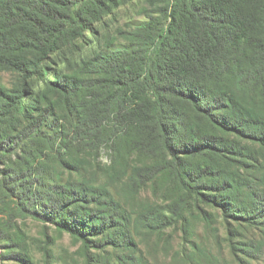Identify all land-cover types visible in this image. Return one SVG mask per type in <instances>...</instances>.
Returning a JSON list of instances; mask_svg holds the SVG:
<instances>
[{
  "label": "trees",
  "instance_id": "obj_1",
  "mask_svg": "<svg viewBox=\"0 0 264 264\" xmlns=\"http://www.w3.org/2000/svg\"><path fill=\"white\" fill-rule=\"evenodd\" d=\"M4 72L12 80L0 79V153L27 157L26 141L64 101L73 138L59 151L81 142L92 165L106 148L120 181L128 175L124 190L165 186L171 196L133 218L111 190L85 180L43 184L53 148H35L0 181L14 204L0 241L4 231L13 241L12 222L29 213L78 237L86 264L106 246L130 251L119 264H141L139 225H180L187 235L196 211L215 221L205 206L230 235L235 224L264 221V0H0ZM78 158L59 159L79 171Z\"/></svg>",
  "mask_w": 264,
  "mask_h": 264
},
{
  "label": "rangeland",
  "instance_id": "obj_2",
  "mask_svg": "<svg viewBox=\"0 0 264 264\" xmlns=\"http://www.w3.org/2000/svg\"><path fill=\"white\" fill-rule=\"evenodd\" d=\"M0 79L11 84L12 76L9 73H0ZM45 105L46 103L34 104L31 122L39 123L46 110ZM65 107L64 101H55L51 111L56 116L46 121L47 126L39 125L34 132L35 137L25 143V148L31 149L28 150L29 155L35 148H53L45 160V166L40 169L43 184L48 186L85 180L92 186L111 190L133 218L144 212L147 205L165 206L169 202L171 195L163 185L164 191H156L149 186L136 195L124 190L122 183L127 180L128 175L120 181L122 173L118 167L112 170L113 160L106 148H102L94 156L92 165L84 161L88 160V153L92 150L80 144L81 142H77L74 148L59 151L60 142L64 138H73L69 133L73 126ZM14 124L16 128L22 126L18 121ZM77 153L78 160H83L85 167L74 171L71 167L62 165L60 157L69 161L76 158ZM29 155L26 157V153L21 150L17 154L0 153V181L6 180L10 168L21 170L20 168L26 166ZM131 159L138 160L136 155ZM2 189L0 187V227L5 229L4 224L9 221L14 204L7 198L8 187ZM162 196L167 197L164 199ZM205 208L214 215L215 221L210 224L196 211L192 216L191 231L187 235L180 225L168 226L161 232H153L152 229L139 225L137 232L135 229V239L138 243L137 258L141 264H264V221L252 226L235 224L232 226L233 235H230L219 210L207 206ZM12 225L9 234L13 241L5 238L7 231H4V240L0 241V264H25L16 260L17 255L14 254L20 252L29 260L28 264H86L82 241L67 230L61 231L57 225L42 216L27 213L16 217ZM93 249L92 253L94 252L98 260L96 264H119L118 256L130 252L125 248L115 249L111 246Z\"/></svg>",
  "mask_w": 264,
  "mask_h": 264
}]
</instances>
